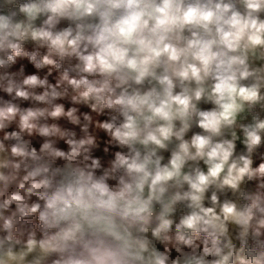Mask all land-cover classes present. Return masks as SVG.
Masks as SVG:
<instances>
[{
    "label": "clouds",
    "instance_id": "1",
    "mask_svg": "<svg viewBox=\"0 0 264 264\" xmlns=\"http://www.w3.org/2000/svg\"><path fill=\"white\" fill-rule=\"evenodd\" d=\"M0 264H264V0H0Z\"/></svg>",
    "mask_w": 264,
    "mask_h": 264
}]
</instances>
